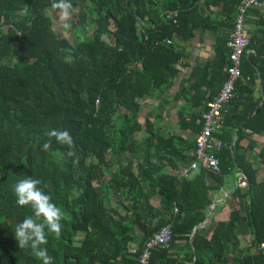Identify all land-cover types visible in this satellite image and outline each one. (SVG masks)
<instances>
[{
    "label": "trees",
    "instance_id": "trees-1",
    "mask_svg": "<svg viewBox=\"0 0 264 264\" xmlns=\"http://www.w3.org/2000/svg\"><path fill=\"white\" fill-rule=\"evenodd\" d=\"M51 3L0 0V264H42L30 248H19L14 237L15 226L32 215L30 206L17 204L13 191L27 176L40 179V187L65 213L61 235L46 230L48 244L41 246L53 264H137L143 243L168 224L175 207L180 213L172 221L173 241L155 249L149 264H264V144L256 154V139L241 146L244 137L264 132V98L237 108V81L222 131L216 134L223 141L216 152L220 170L201 168L192 179L161 166L191 160L184 149H194L195 143L185 147L173 136L158 137L155 143L159 133L154 124L147 117L140 122V101L167 88L177 70L181 55L174 40L191 36L183 23L188 0H72L79 29L67 37L44 15ZM21 10L24 15H17ZM250 43L254 46L249 40L246 49ZM219 48L225 63L219 70L226 79L230 48L224 42ZM242 63L243 57L241 71ZM258 69L264 93V58ZM46 129L70 132L78 166L67 155L68 146L55 140L49 151L42 150ZM233 132L238 135L234 158ZM139 154L143 159L137 163ZM234 165L249 180L245 193H234L243 199L252 228L244 250L233 242L241 220L238 208L228 221L216 224L209 238L192 237L205 220L208 192L217 190L206 186L205 178L221 184ZM137 166L141 176L134 171ZM142 182L160 188L161 209L148 203ZM133 225L143 236L131 258ZM180 239L189 246L187 252L178 249Z\"/></svg>",
    "mask_w": 264,
    "mask_h": 264
},
{
    "label": "crops",
    "instance_id": "crops-1",
    "mask_svg": "<svg viewBox=\"0 0 264 264\" xmlns=\"http://www.w3.org/2000/svg\"><path fill=\"white\" fill-rule=\"evenodd\" d=\"M243 1L188 0V5H190L188 9L190 10L186 12L188 15L183 17V23L185 24V33H190L189 30H192V32L190 37L176 38L174 40V45L181 55L180 60L177 62V70L171 77L167 88L163 90L156 89L153 91V97L147 96L140 101L143 105L140 110V122L144 120V117H147L149 123L152 122L155 131L159 133L154 137L155 143H158V137L169 138L172 136L178 141L180 140L181 145L185 147L190 143H195V136L202 126V114L208 103L221 89L225 79L224 72L222 69L221 71L219 70L220 65H225L222 55L223 51L219 48V45L224 42L229 47V37L233 29L237 8ZM159 7L163 8L162 5ZM16 14L22 16L24 15V10ZM44 15L51 18L53 25L66 37L79 29L78 25L74 24L76 21L74 18L68 21L69 24L74 22L69 29L63 28V22L59 19V11L52 7L45 9ZM263 20L264 5L252 7L248 10L245 18V32L248 42L252 40V45L257 48L255 49L250 43V47L246 49L243 56L242 78L240 79L234 102V105L239 109H243L251 103L260 102L264 98L262 79L258 69L259 60L264 58ZM9 27L10 25H7L4 29ZM260 30L263 31L261 32ZM247 89L251 91V94L245 93ZM143 135L146 136V133H143ZM237 136V133L233 132L230 144L233 158L234 141ZM249 138L256 139V146L252 149V153L256 154L264 144V132L260 135L244 137L241 141V146H246L249 143ZM184 150L187 155H193V148ZM165 153L167 154V151L163 149V154L166 156ZM151 158L152 161L158 164L157 155H152ZM129 159H132V156ZM140 159L142 160L143 157L140 158L139 154V159L137 158L136 160L137 163ZM189 162V158L187 160L180 159L176 167L166 162L161 166V169L165 172L176 173L179 178H182L185 177L182 170ZM200 169L193 171L185 178H195ZM134 171L138 176H141L139 166H137V169L134 168ZM228 171L221 184L214 181L211 177L205 178L204 184L208 187H217V190L208 192L211 203L205 211V220L194 228L192 237L195 233H199L209 238L216 224L221 221H228L234 208H238L241 210V220L238 223V227L234 230L236 239L233 242L234 247H242L244 250L248 246V241H250L252 228L246 221L243 211V199L235 197L234 193L237 189H240L241 193H245L247 185H243L244 182L242 180V172L245 173V171L235 165L228 168ZM141 189L145 190V194L148 196V203L157 209H161L160 188L151 187L146 182H142ZM128 197L129 193L125 191L123 194V202L125 204ZM176 209L178 208L175 207L173 214L170 213L168 224L171 223L173 225L174 216L180 213L179 209L178 211ZM128 222H131V220ZM133 226L130 236L134 240L129 245V251H131L129 256L131 258H134L132 253L138 247V242L143 236L140 228L136 225ZM178 243L180 245L178 249L181 252L189 250V246H186L184 239H180Z\"/></svg>",
    "mask_w": 264,
    "mask_h": 264
},
{
    "label": "built area",
    "instance_id": "built-area-1",
    "mask_svg": "<svg viewBox=\"0 0 264 264\" xmlns=\"http://www.w3.org/2000/svg\"><path fill=\"white\" fill-rule=\"evenodd\" d=\"M263 5L264 0H244L237 8L228 42L230 65L227 67V77L214 99L208 103V109L202 114V126L195 136L193 157L182 170L185 177L200 168L213 172L220 170L216 152L222 147L223 141L216 134L222 131L225 116L229 112V104L234 96L235 85L242 77L241 59L248 46L245 32L246 14L250 8ZM173 238V225L171 223L164 225L143 243L137 264H149L153 251L159 247H169Z\"/></svg>",
    "mask_w": 264,
    "mask_h": 264
},
{
    "label": "clouds",
    "instance_id": "clouds-1",
    "mask_svg": "<svg viewBox=\"0 0 264 264\" xmlns=\"http://www.w3.org/2000/svg\"><path fill=\"white\" fill-rule=\"evenodd\" d=\"M51 7L59 11V19L63 22L62 27L69 29L71 25L68 21L77 11L72 0H52ZM43 136L47 138L42 144L43 151H49L52 148L53 140H55L58 144L68 146L70 151L67 155L74 157L73 165L78 166L80 158L75 151H71L75 147V142L68 130L46 129ZM36 139L39 142L41 138L38 136ZM56 155L58 159L62 158L58 153ZM40 185L41 180L31 176L20 179L14 185L13 191L17 198V204L30 206L32 209V215L15 226L14 237L19 248H30L34 257L42 264H53V258L49 255L47 247L41 246L48 244L46 230L47 233L54 234L56 237L61 235L65 213Z\"/></svg>",
    "mask_w": 264,
    "mask_h": 264
},
{
    "label": "water",
    "instance_id": "water-1",
    "mask_svg": "<svg viewBox=\"0 0 264 264\" xmlns=\"http://www.w3.org/2000/svg\"><path fill=\"white\" fill-rule=\"evenodd\" d=\"M232 148H233V146H231ZM242 174H243V178H242V180H243V182L248 186L249 185V180H248V178L246 177V174L244 173V172H242Z\"/></svg>",
    "mask_w": 264,
    "mask_h": 264
},
{
    "label": "rangeland",
    "instance_id": "rangeland-1",
    "mask_svg": "<svg viewBox=\"0 0 264 264\" xmlns=\"http://www.w3.org/2000/svg\"><path fill=\"white\" fill-rule=\"evenodd\" d=\"M74 22H72L70 25H73ZM73 27V26H72Z\"/></svg>",
    "mask_w": 264,
    "mask_h": 264
}]
</instances>
